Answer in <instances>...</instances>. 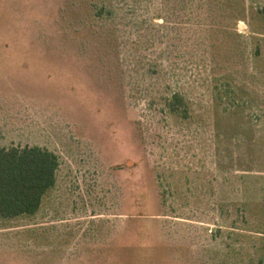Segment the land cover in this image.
Instances as JSON below:
<instances>
[{
	"label": "rangeland",
	"instance_id": "rangeland-1",
	"mask_svg": "<svg viewBox=\"0 0 264 264\" xmlns=\"http://www.w3.org/2000/svg\"><path fill=\"white\" fill-rule=\"evenodd\" d=\"M26 146L56 183L0 218V264H264V0H0Z\"/></svg>",
	"mask_w": 264,
	"mask_h": 264
},
{
	"label": "trees",
	"instance_id": "trees-1",
	"mask_svg": "<svg viewBox=\"0 0 264 264\" xmlns=\"http://www.w3.org/2000/svg\"><path fill=\"white\" fill-rule=\"evenodd\" d=\"M174 94L170 108L183 106ZM57 156L40 147L0 148V218L11 220L35 215L56 183Z\"/></svg>",
	"mask_w": 264,
	"mask_h": 264
}]
</instances>
